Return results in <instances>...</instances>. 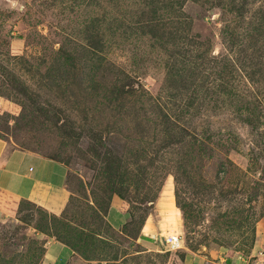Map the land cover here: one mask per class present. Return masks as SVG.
I'll use <instances>...</instances> for the list:
<instances>
[{"label": "rangeland", "instance_id": "obj_1", "mask_svg": "<svg viewBox=\"0 0 264 264\" xmlns=\"http://www.w3.org/2000/svg\"><path fill=\"white\" fill-rule=\"evenodd\" d=\"M0 138L70 189L0 264H264V0H0Z\"/></svg>", "mask_w": 264, "mask_h": 264}, {"label": "crops", "instance_id": "obj_2", "mask_svg": "<svg viewBox=\"0 0 264 264\" xmlns=\"http://www.w3.org/2000/svg\"><path fill=\"white\" fill-rule=\"evenodd\" d=\"M67 173L63 162L0 138V222L12 218L24 201L51 214H61L70 199ZM73 252L66 244L56 241L49 245L46 255L55 261L68 258ZM199 260V264H239V260L223 258ZM185 263L194 264V258L187 256Z\"/></svg>", "mask_w": 264, "mask_h": 264}, {"label": "built area", "instance_id": "obj_3", "mask_svg": "<svg viewBox=\"0 0 264 264\" xmlns=\"http://www.w3.org/2000/svg\"><path fill=\"white\" fill-rule=\"evenodd\" d=\"M164 243L171 248H179L181 246L179 237L176 235H169L168 237H165Z\"/></svg>", "mask_w": 264, "mask_h": 264}, {"label": "trees", "instance_id": "obj_4", "mask_svg": "<svg viewBox=\"0 0 264 264\" xmlns=\"http://www.w3.org/2000/svg\"><path fill=\"white\" fill-rule=\"evenodd\" d=\"M52 158V157H51ZM55 159V158H54ZM69 247H71V249H73L74 251H77L76 247L71 246L70 244L66 243Z\"/></svg>", "mask_w": 264, "mask_h": 264}]
</instances>
